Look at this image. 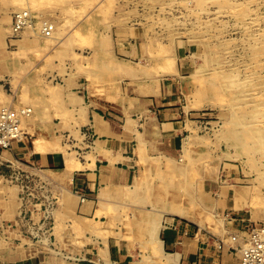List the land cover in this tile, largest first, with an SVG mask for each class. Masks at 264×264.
Instances as JSON below:
<instances>
[{
	"label": "rangeland",
	"instance_id": "rangeland-1",
	"mask_svg": "<svg viewBox=\"0 0 264 264\" xmlns=\"http://www.w3.org/2000/svg\"><path fill=\"white\" fill-rule=\"evenodd\" d=\"M27 1L30 12L26 0H0L9 21L0 32V108L31 109L21 121L24 139L0 150V264H71L66 253L117 235L139 237L143 252H158L147 242L157 237V221L131 220L113 206L103 223L71 214L77 203L63 186L70 182L66 167L81 168L78 159L95 157L97 141L80 126L77 96L84 94L146 86L151 93L174 81L197 109L198 127L182 156L197 157L189 162L188 182L203 183L201 173L215 172L212 185L225 186L230 174L241 173L240 183L251 187L242 196L264 211V0ZM20 9L36 29L42 20L53 24L55 38L31 28L14 32L11 20ZM33 138L63 152V175L24 158ZM56 138L65 145L49 140ZM205 199L197 194L191 206L200 208ZM222 218L219 209L203 220L217 229Z\"/></svg>",
	"mask_w": 264,
	"mask_h": 264
},
{
	"label": "crops",
	"instance_id": "crops-1",
	"mask_svg": "<svg viewBox=\"0 0 264 264\" xmlns=\"http://www.w3.org/2000/svg\"><path fill=\"white\" fill-rule=\"evenodd\" d=\"M8 27V18L0 10V32L4 34ZM176 85L166 80L151 93L145 92L146 86V90L137 87L118 94L77 96L83 104L80 126L97 141L92 142L90 151L95 157L78 159L82 167L71 173L70 182L64 185L61 176L58 183L76 197L75 214H71L103 223L110 217L104 211L113 206L118 211L126 209L131 220L142 218L149 224L157 221L160 227L156 238L147 239L152 246L157 244V253L149 249L143 252L139 237L129 241L117 235L97 238V248L66 253L71 264H76L74 259L77 264H151L154 259L168 264L171 255L177 259L176 264H234L237 254L228 250L229 234L242 228L241 219L264 221V211L253 208L249 196H242L251 187L240 183L241 173L230 174L225 186L212 185L215 172L201 173L203 183L188 182L189 162L197 157L182 156L188 138L198 127L194 117L197 109L187 103ZM49 140L64 144L57 138ZM24 156L42 170L61 171L63 175L65 159L60 150L42 154L28 147ZM202 193L206 194L204 205L192 207V200ZM179 207L187 216L172 214ZM201 209L205 211L203 216ZM219 209L224 222L216 229L214 223L203 219L209 213L217 216ZM220 241L226 244L222 249L218 248Z\"/></svg>",
	"mask_w": 264,
	"mask_h": 264
},
{
	"label": "built area",
	"instance_id": "built-area-1",
	"mask_svg": "<svg viewBox=\"0 0 264 264\" xmlns=\"http://www.w3.org/2000/svg\"><path fill=\"white\" fill-rule=\"evenodd\" d=\"M32 18L28 12L14 13L12 29L18 32L20 28L30 24ZM52 24L48 20L41 21L40 33L50 36ZM30 111L27 108L15 110L12 108H0V150L9 149L14 142H21L25 133L21 129V121L28 117ZM242 228L235 234H229L228 250L236 253L239 264H264V221L251 222L241 219ZM237 244V246H234ZM226 245L220 241L218 248Z\"/></svg>",
	"mask_w": 264,
	"mask_h": 264
},
{
	"label": "bare ground",
	"instance_id": "bare-ground-1",
	"mask_svg": "<svg viewBox=\"0 0 264 264\" xmlns=\"http://www.w3.org/2000/svg\"><path fill=\"white\" fill-rule=\"evenodd\" d=\"M25 3V2H24ZM26 8L27 9H25V10H29V12H30V9H29V3H28V1L26 0ZM18 7V6H17ZM23 10L24 9H20V10H18L17 11V13H21V12H23ZM16 13V12H15ZM31 15V14H30ZM34 25L35 24H33V22L31 21V24L29 25V26H24V27H22V29L20 28V30H18V32L19 31H23V30H26V29H28V28H31L32 29V31H33V33L34 34H36V35H38L39 36V34L42 36V37H44V38H48V39H50V38H52V39H54L55 37H52V35L51 36H43L41 33H37V29H39V31H40V29H41V23H40V27H39V24H38V26H37V29L34 27ZM6 28V27H5ZM35 28V29H34ZM3 29V28H2ZM54 30V25L52 24V32H54L53 31ZM51 32V33H52ZM247 92V91H246ZM107 100H108V97H107ZM28 110L31 112V109L30 108H28ZM89 121V120H88ZM97 147V146H96ZM53 151L54 149H53V147L51 146H49L48 144H46V143H44V142H42L41 140H39L38 138H33L32 139V152L33 151H36V152H40V153H42V154H44V153H46L47 151ZM78 164H80L81 166H82V164H81V162H79ZM76 169H80V168H76ZM76 169H71V167L68 165L67 167H66V174H67V176L68 177H70V175H71V173L74 171V170H76ZM39 172V171H38ZM41 172V171H40ZM39 172V173H40ZM195 202V201H194ZM172 214H174V215H178V216H181V217H184V216H187V213H185L184 212V210L181 208V207H179V208H174L173 210H172ZM209 214H211V213H209ZM189 217V216H188ZM156 223H158V222H156ZM156 225H154V231L156 230ZM158 230V229H157ZM157 248V247H156ZM176 262H177V259L175 258V257H172V255L171 256H169L168 258H167V263L168 264H176Z\"/></svg>",
	"mask_w": 264,
	"mask_h": 264
}]
</instances>
